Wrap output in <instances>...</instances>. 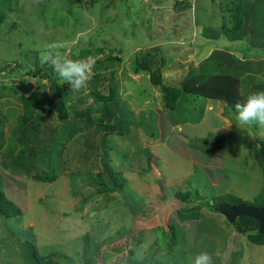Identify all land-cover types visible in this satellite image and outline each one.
<instances>
[{"label": "rangeland", "instance_id": "rangeland-1", "mask_svg": "<svg viewBox=\"0 0 264 264\" xmlns=\"http://www.w3.org/2000/svg\"><path fill=\"white\" fill-rule=\"evenodd\" d=\"M14 3V11L9 12L0 23V68H4L0 73V86L9 83L17 84L20 80H23L21 82L31 80L43 90L45 87L50 88L48 80L41 79L40 74L36 76L35 73L39 67L45 69L51 67L40 62V52L44 50L45 45H62L55 51L61 57L69 59L73 52L79 56L82 49L94 50L103 47L106 49L104 53L113 52L123 58V65L119 70V76L123 78L125 87V90L122 88L123 96L132 103L133 108L136 111H145L146 108L159 111L165 107L161 99L162 93L159 88L151 86L147 79L149 72L134 74L131 71L138 60V53L158 45L159 53L165 58L164 66L169 68L165 72V81L173 80V84L180 83L187 68L193 65L198 66L208 50L202 48L203 43L198 39V36H202L201 34L184 33L181 36L180 32L186 26L189 28L195 24L194 19L197 16L206 25L225 24V28L228 29L232 26V20L225 7L231 6L239 8V12L243 13L245 26L249 33H245L241 41L230 40L226 36L216 44L221 49L243 59L264 60V48H256V44L263 42L264 5L261 2L256 7L254 0H38V2L37 0H16ZM135 11L142 15L137 18H144L147 23L137 22L138 19L133 14ZM200 13L208 15L201 18ZM215 15L217 20H214ZM219 25L213 27L224 31L223 27H217ZM157 29L165 30L166 33L156 34ZM159 37H161L160 40H156ZM249 54L258 56L254 58ZM85 56L88 55L85 54ZM16 59L19 60L23 69L19 75L12 76L13 68L18 65ZM140 59L143 61L141 56ZM234 63L231 62V68ZM208 68L211 73L215 69L219 70L214 59L209 62ZM124 71L127 73L124 74ZM166 73L169 76L172 75L171 79H173L171 80ZM238 75L242 80L241 89L244 94L254 92L252 87L255 85L248 83L251 75L255 76L256 83L264 82L263 75L256 72L245 71ZM59 83L63 84L60 80ZM149 94H153V97ZM80 96L79 92L73 93L72 99L68 101L74 114L84 107L83 103L78 102ZM86 99L87 104H90L91 100ZM3 100L10 101L9 106H4L5 111L9 107H15L11 104L12 101L17 102L15 96L8 99L3 97L1 101ZM207 102L225 104L219 100L200 99L198 102L201 106L199 117L205 115V123L187 126L185 131H179L175 127V132L182 135L183 141L179 143L175 135L170 138L169 149L154 144V152L149 157L146 153L148 151L142 148L144 129H136L140 136H137L136 132L129 134L126 130L125 138L118 136L113 138L114 142L111 143L114 155L121 158L115 160L113 167L117 172H121V177L126 178L129 193H132V196L135 195L138 202L144 204L147 210L146 214L139 211L135 218L129 211V205L125 203H118V208L124 211L122 213L115 209H94L103 200L110 201L115 195L114 191L105 192L99 197L88 200L82 206L83 199L92 192H97V187L94 182H90L84 186V191H81L83 188L80 183L76 191L74 187H71L72 180L68 175L69 171L59 175L53 182L31 177L25 179L21 175L13 179L6 174L8 170L13 173L17 165L16 159L10 156L11 162L10 165L5 166L6 169L1 166L0 162L1 189L22 208L23 225L35 227L33 229L38 238L37 250L39 255L45 257L42 261L48 262L51 259L57 262L56 264H86L84 251L87 247V239L85 236L89 234L92 242L101 243L94 264H132L130 250L138 243H131L128 239V232L118 233L119 230L123 224H126V229L130 227L134 229L135 237L139 236V231L143 230L147 241L142 245L149 246V242L156 238V229H169L172 221L171 214L179 220L177 217L179 206L174 195L178 187L190 176V189L196 187L201 192H205L202 193L203 198L201 199L203 200L201 201L212 200V197L220 196L221 190L227 191L228 189V192L241 200L256 202V197L264 187V177L262 169L256 163L255 152L262 147L264 129L254 123L241 128L236 121L235 110L227 106L226 110L222 109L224 110V116H222L220 107L218 109L215 106L214 110H209L207 107L205 109ZM12 113L15 115L16 111ZM152 115L155 116L152 113L148 116ZM228 117L233 121V128H221L230 125L229 121L225 123ZM14 124L15 121L10 118L7 122L8 135L10 127ZM75 127L79 132L71 141L85 136L86 130L81 129V125L75 124ZM95 131L96 129H93L91 136L88 134L85 137H92L91 141H94L98 137ZM189 138L193 140L188 142ZM196 139L201 140L195 141ZM6 142H8L7 139L4 143ZM172 145L183 154L179 156ZM4 148L6 145L0 150V156ZM53 148L49 146L48 149ZM136 149L143 150L137 152L139 157L134 154ZM124 154L127 155L126 158H130H123ZM48 155L53 159L52 164L54 165L56 163L54 159L57 161L59 157L58 152H50ZM59 161L54 169L61 167L62 163ZM34 164L30 161L27 169H31ZM43 165H45V170L43 169L45 174H48L50 172L47 169L48 165L44 163ZM39 168L32 170L42 174ZM89 178L93 180L90 175ZM159 180L164 186H161ZM22 181H25L27 185H20ZM211 184L221 185L217 193L211 192ZM119 197L125 198L124 192L121 191ZM203 204L206 206L205 203ZM200 212L205 215L211 214L205 212L204 208L200 209ZM216 220L222 226L221 219L216 218ZM208 223L211 224L210 221ZM207 226L208 224L203 219L200 224L192 221L188 225L180 226L182 231L178 233L177 243L174 246L177 262L191 264L198 253L205 252L206 246L211 247L209 246L211 243H206L204 233L192 235L187 231V229L191 230V227L195 229L200 227L201 230V227L206 228ZM225 235V231H220L217 236L215 245L218 249H222V238ZM196 236L201 238L199 242H196ZM111 237L115 239L108 241ZM209 237L212 238L211 235ZM235 251L239 259L238 264H264V245L250 242L246 235L238 231L232 232L229 236L227 248L222 254L223 264H229L233 260ZM21 258L25 262L30 261L24 253ZM12 260L8 253L0 251V264H11Z\"/></svg>", "mask_w": 264, "mask_h": 264}, {"label": "trees", "instance_id": "trees-1", "mask_svg": "<svg viewBox=\"0 0 264 264\" xmlns=\"http://www.w3.org/2000/svg\"><path fill=\"white\" fill-rule=\"evenodd\" d=\"M15 1L0 0V23L8 16L9 12L14 11L13 5ZM261 2L264 5V0H254V5L257 7ZM254 10L256 12V8ZM226 11L230 13L232 20V26L228 29L224 28L226 36L230 40H243L245 33H249L245 26L243 13L239 12V8L236 9L233 6L226 7ZM133 14L135 18L142 16L138 11L133 12ZM207 15L206 13L205 15L200 13L199 17L203 18ZM137 19V22L141 24L147 23L144 21V18L139 17ZM196 21L199 26L204 28L207 26L206 31H211L209 32L210 35H215L217 29L213 27L214 23L211 26L203 23L202 19H196ZM191 27L192 25L179 32L189 34ZM158 33L165 34L166 31L159 30ZM256 48H264V36L263 42L259 45L256 44ZM104 50L106 49L103 47L94 50L82 49L79 56L76 52H73L70 56V59H76V57H79V59L86 58L93 65L87 87L79 92L81 96L78 102L83 103L84 107L77 110L76 114L71 110L68 103L72 99L73 94L70 93L69 85L59 83L52 67L46 69L39 67L35 71L36 76L40 74L41 79L48 80L50 88L45 87L43 90L41 86L37 85L30 94H23L16 88V84L14 83L0 86V150L6 145L5 150H3L0 156V162L1 166L6 169L5 166L10 165L9 163L11 162L10 156L16 159L15 163L17 167L15 166L13 173L8 170L6 174L13 179H17V176L21 175L25 179L31 177L41 181L53 182L56 181L59 175L69 171L68 175L72 180L71 187H74L76 191L80 183L83 188L81 191H84V186L90 182H94L97 187V192H92L83 199L82 206L88 200L99 197L105 192L114 191L115 195L110 201L103 200L94 209H115L121 211L118 208V203H125L129 205V211L133 213L135 218L139 211L146 214L147 210L144 208V204L138 202L135 195L132 196L133 194L129 193L126 178L121 177V172H117L113 167L115 160L121 159L114 155L113 138L116 136L125 138L126 130H128L129 134H133L135 132L138 133L136 129L142 127L145 129L143 134L157 140L159 137L158 116L152 111V114L155 116H148L145 112L137 114L134 111L132 103L123 96V89L125 90V87L123 78L119 76V70L123 65V58L113 52L104 53ZM159 52L160 48L158 45L150 47L145 52L140 51L137 57L138 60H136L131 71L134 74L144 71L149 72L150 82L160 89L162 101L166 107L167 118L173 124L200 121L203 117H199L201 106L198 102L200 99L221 100L230 109L235 110V103L243 101L249 94L243 93L241 89L242 80L238 74L251 71L262 74L264 77V60L243 59L226 50H214L210 57L202 61L200 65L190 67L182 83L176 86L165 82L163 76V69L166 67L164 66L165 58ZM85 54L88 56H85ZM140 56L143 58V61H141ZM251 56L255 58L258 55ZM212 59L217 62L219 70L215 69L211 73L209 72L208 64ZM16 61L18 65L17 63L15 64L17 66L13 68L11 72L12 76L19 75L23 69L19 60L16 59ZM231 62H236L237 64L234 63L231 68ZM3 70V67L0 68V73ZM123 73L126 74L127 71ZM248 83L255 85L252 87L254 92L264 91V82L260 84L256 83L255 76L251 75ZM11 96H15L17 102L12 101L11 104H14L15 107H9L5 111L4 106H9L10 101L1 100L3 97L8 99ZM86 98L91 100L90 104H87ZM14 111H16L15 115L18 116L12 113ZM10 118L15 121V124L10 127V134L8 135L7 122ZM75 124L81 125V129L86 130L85 136L88 134L91 136L92 130L96 129L95 132L98 134L97 139L91 141L92 137L86 138L83 136L79 140L71 141L74 136L76 138L79 132ZM5 139L8 142L4 143ZM261 143L262 147L260 150H256L255 158L257 165L263 171L264 177V141ZM49 146L54 148L48 149ZM143 150L139 149L138 151ZM56 151L59 157H57L58 159L56 158L57 161L54 159L56 163L53 165V159L49 158L48 154ZM134 154L136 157H139V153ZM151 154V151L148 150V157ZM123 156V158H126L127 155L124 154ZM129 158L127 157L126 159ZM60 159L61 161H59ZM30 161L35 164L31 169H27ZM58 161L62 165L61 167L58 166V169H54ZM43 163L48 165L47 169L50 171L48 174H45V165ZM33 168H39L43 173L35 172L32 170ZM68 168L70 170H67ZM89 175L93 177V180L89 178ZM190 177L178 187V191L174 195L179 206V210H177L179 220L173 217L168 230L163 228L156 229V238L149 242V246L145 247L142 245L147 241L143 230L139 231V236L135 237L134 234L136 232L134 229H131V227L126 229L127 225L123 224L118 233L125 234L128 232L130 242L138 243L135 248L130 250V262L132 264H185L177 262L176 255L174 254V246L177 243L178 233L182 231L180 226L184 224L188 225L192 221L193 223L198 222L200 224L201 219L208 224L206 228L201 227L200 230V227L196 229L195 227H191V230L187 229V231L192 235L196 233L205 234L206 243H211L209 244L210 248L206 246L205 252L211 254L213 264H223L222 254L225 248H227L230 234L234 231L246 235L247 239L252 243L264 245V233L260 232L258 220L244 215L239 216L232 222L226 218L219 208L220 202H227L230 205L249 204L260 207L264 205V187L256 197V202L241 200L231 192H228V189L227 191L221 190L220 196L212 197V200L204 199V201H201L203 200L201 199L203 198L202 193L205 192H201L196 187L190 189ZM159 182L161 186H164L161 180ZM20 185L26 186L27 184L25 181H22ZM219 186L221 185L211 184V192L213 194L214 192L217 193ZM121 191L124 192L125 198L119 197ZM203 208L205 212L211 214L205 215L200 212V209ZM23 214L22 208L6 195L5 191L1 189L0 184V251L8 253V256L13 259L11 264H56L57 262L51 261V259L48 262L42 261L45 260V257L38 253V238L36 231L33 229L35 227L23 225ZM216 218L221 219L222 226H220ZM220 231L226 232V235L222 238V249H218L217 245H215ZM210 235L212 236L211 239L210 237L208 238ZM85 237L87 239V247L84 251V260L86 264H94L101 243L92 242L89 234ZM113 239L115 238L111 237L108 241ZM200 239L196 236L195 240L199 242ZM136 249L139 250L137 251ZM23 253L30 258L29 262H25L21 258ZM134 257H138V259H134ZM238 261L237 252L235 251L233 260L229 264H238Z\"/></svg>", "mask_w": 264, "mask_h": 264}, {"label": "clouds", "instance_id": "clouds-1", "mask_svg": "<svg viewBox=\"0 0 264 264\" xmlns=\"http://www.w3.org/2000/svg\"><path fill=\"white\" fill-rule=\"evenodd\" d=\"M60 46L62 45H45L44 50L40 52V62L52 67L57 78L69 85L70 93L81 92L87 87L93 65L87 60L61 57L55 51ZM234 107L237 114L236 121L241 128H246L254 123L264 129V91L249 93L243 101L236 102ZM221 128L230 129L231 125ZM134 259H138V257H134ZM191 264H213V259L208 252H200L194 257Z\"/></svg>", "mask_w": 264, "mask_h": 264}, {"label": "crops", "instance_id": "crops-1", "mask_svg": "<svg viewBox=\"0 0 264 264\" xmlns=\"http://www.w3.org/2000/svg\"><path fill=\"white\" fill-rule=\"evenodd\" d=\"M226 8V7H225ZM207 15V14H206ZM222 15V14H221ZM198 17V16H197ZM195 18L194 19V23L195 24H193L192 25V27H191V32L189 33V35H191V34H201L202 36L200 37V36H198V39H199V41H201L202 43H203V45H202V48H206V49H208L207 50V53L205 52V56H204V59H202L201 61H200V63L198 64V65H200L201 64V62L202 61H204L205 59H207L208 57H210V55L213 53V51L214 50H223V49H221V47L219 46V45H217L216 43L217 42H219V41H221V40H223L224 39V37H226V33H225V31H222L223 29H218L217 28V30H216V33H215V35H210V33L209 32H211V31H206L207 30V26H205V28L204 27H202V26H199V24L197 23V21H196V19H198V18ZM214 20H217V16L215 15L214 16ZM214 25H219V24H217V23H215ZM225 24H223V25H219V26H217V27H219V28H221V27H223V28H225ZM185 28H187V26L185 27ZM184 28V29H185ZM158 30V29H157ZM156 30V33H158L159 32V30L157 31ZM181 36H183V34H181ZM160 38L161 37H159V38H157L156 40H160ZM209 51H210V53H209ZM190 65V64H189ZM190 68V67H189ZM189 68H187V72H188V70H189ZM167 69H169L168 67L166 68H164L163 69V76H164V80H166V77H165V72L166 71H168ZM187 72H186V74H187ZM129 74H133V73H129ZM167 74V73H166ZM186 74H185V76H186ZM168 75V74H167ZM169 76V75H168ZM185 76H184V78H185ZM171 77H172V75L171 76H169V78L171 79ZM183 78V79H184ZM149 81H150V75H149V77L147 78ZM173 79V78H172ZM171 79V80H172ZM183 79L180 81V83H178V84H173V80L172 81H170V82H167V83H170V84H173V85H176V86H179L181 83H182V81H183ZM166 82V81H165ZM151 83V82H150ZM151 86L152 87H154V88H156L152 83H151ZM158 88V87H157ZM146 92V91H145ZM150 96H152L153 97V94H149ZM162 99V98H161ZM211 100V99H210ZM209 101V100H208ZM220 102H223V101H221V100H219ZM163 102V101H162ZM225 103V102H224ZM164 106V105H163ZM215 106L216 107H218V109H219V107L221 108V113H222V116H224V114H223V112H224V110H222V109H224L225 108V110H226V107H227V105H226V103L223 105L222 103H213V102H207V106H206V104H205V109H206V107L209 109V110H214V108H215ZM160 109V108H159ZM134 111L138 114V113H142V111L143 110H138V111H136L135 109H134ZM153 113H156V115L158 116V121H157V123H158V127H159V137H158V139L157 140H154V139H152V138H150V137H148L146 134H143L144 136H142V138H143V140H144V143L142 144L143 145V149H145V151H148V150H150L151 151V153H153L154 152V144H156V145H160L161 147H166L167 149H169L170 147L169 146H171V141H170V138L171 137H174L175 135H177V136H175L176 138H177V140H178V142L180 143V141H183V137H182V135H179L178 133H176L175 132V130L176 129H178L179 131H185V128L187 127V126H190V125H193V124H200V123H205V120H206V117H204L205 115H203V117L200 119V121H196V122H191V121H188V122H178L177 124H173V123H171L170 122V120H168V118H167V115H166V112H165V107H163L161 110H155V109H153V108H146L145 109V111H143V112H145L147 115H149V114H151L152 112ZM161 111V112H160ZM162 115V116H161ZM230 117H228V119L226 120V124H227V122H228V124H230V125H232L231 126V128H233V121L231 120V119H229ZM225 119V118H224ZM232 122V123H231ZM161 123H162V125H161ZM179 125H181V126H179ZM178 126H179V128H178ZM176 127V129H174ZM140 129H144V128H142V127H140ZM145 130V129H144ZM177 130V131H178ZM180 133V132H179ZM137 136H140L139 135V133H137ZM184 136V135H183ZM186 136V135H185ZM193 139L192 138H189L187 141L189 142V141H192ZM197 140H200V139H196L195 141H197ZM161 147H160V149H158V151L160 152V150H161ZM172 147L175 149V147L172 145ZM138 150L139 149H136V151H134L135 153H137L138 152ZM157 151V152H158ZM175 151L177 152V154L179 155V156H181L183 153H181V152H179V151H177V149H175ZM175 151H173V152H175ZM175 152V153H176ZM147 153V152H146ZM155 155V154H154ZM171 218H173V217H175V215H173V214H171V216H170ZM169 217V218H170ZM170 218V219H171Z\"/></svg>", "mask_w": 264, "mask_h": 264}, {"label": "water", "instance_id": "water-1", "mask_svg": "<svg viewBox=\"0 0 264 264\" xmlns=\"http://www.w3.org/2000/svg\"><path fill=\"white\" fill-rule=\"evenodd\" d=\"M35 87L36 84L33 81L16 84V88L23 94H30ZM219 208L226 218L232 222L239 216L244 215L258 220L260 232L264 233V205L257 207L249 204L230 205L227 202H220Z\"/></svg>", "mask_w": 264, "mask_h": 264}]
</instances>
